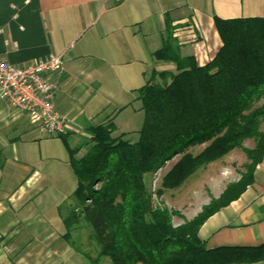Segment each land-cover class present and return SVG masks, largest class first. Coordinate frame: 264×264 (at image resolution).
I'll return each instance as SVG.
<instances>
[{"label":"crops","instance_id":"1","mask_svg":"<svg viewBox=\"0 0 264 264\" xmlns=\"http://www.w3.org/2000/svg\"><path fill=\"white\" fill-rule=\"evenodd\" d=\"M246 16H264V0H0L1 60L23 66L63 53L53 101L68 121L59 136L48 137L0 99V264L87 263L84 216L66 220L77 214L70 156L86 151L91 127L107 118L126 135L116 122L130 103L126 64L138 69L130 88L149 77L158 81L162 71L170 79L176 64L160 50L202 65L222 44L215 17ZM198 234L210 249L264 250V156L251 183L207 217ZM89 238L97 255L99 241Z\"/></svg>","mask_w":264,"mask_h":264},{"label":"trees","instance_id":"2","mask_svg":"<svg viewBox=\"0 0 264 264\" xmlns=\"http://www.w3.org/2000/svg\"><path fill=\"white\" fill-rule=\"evenodd\" d=\"M215 25L222 44L199 65L192 56H167L177 72L169 81L149 78L136 88L133 101L143 111L138 138L116 132L111 118L91 127L89 145L78 158L71 153L76 175L77 214L83 215L99 241L86 264H248L264 260V250L250 247L210 249L199 234L211 214L237 198L251 183L264 156V16L221 18ZM164 48H167L164 47ZM161 79L165 72H160ZM249 160L241 177L211 197L190 220L173 225L177 211L154 207L144 177L178 154L162 177L163 190L179 187L200 167L221 159L245 140ZM205 144L198 152L184 150ZM74 149L72 152H78ZM96 184V185H95ZM72 220V221H71Z\"/></svg>","mask_w":264,"mask_h":264},{"label":"rangeland","instance_id":"3","mask_svg":"<svg viewBox=\"0 0 264 264\" xmlns=\"http://www.w3.org/2000/svg\"><path fill=\"white\" fill-rule=\"evenodd\" d=\"M134 66L130 68L126 64V100L130 103L126 106V112L122 114L123 118H118V121H116L119 126L118 128L126 127V135H124V138L129 141H135L138 138V132L136 130L141 126L143 120V111L138 110V102L132 100V97L136 94V90L130 88V86L135 85L131 83V78L136 73L135 71L138 70ZM157 80L169 81L170 79L165 77ZM263 127L264 124H262L261 128ZM55 143L56 141L52 139L49 148L55 149ZM205 144L207 143L189 145L184 152L190 151L196 153ZM59 145H62V141H59ZM252 146V139L245 140L241 147L234 148L221 159L200 167L179 187L165 189L161 195H158L157 190L161 187L162 177L172 163L179 157L178 154L172 155L161 167L146 174L144 177L145 186L150 194L152 205L158 208H167L170 211H177V214L172 217L173 225H178L185 220L192 219L200 211L201 207L209 202L211 197H217L229 183L235 182L241 177L249 162L245 150ZM76 202H78L79 206V200ZM88 225L84 217L83 219L81 218V250L87 251L95 257L97 252L96 243L94 238H89L91 234ZM99 259L103 260L106 258L101 257ZM100 263L107 264V261L104 262L103 260Z\"/></svg>","mask_w":264,"mask_h":264},{"label":"built area","instance_id":"4","mask_svg":"<svg viewBox=\"0 0 264 264\" xmlns=\"http://www.w3.org/2000/svg\"><path fill=\"white\" fill-rule=\"evenodd\" d=\"M63 64V53L39 58L23 66L0 59V99L23 111L48 137L59 136L68 124L53 101Z\"/></svg>","mask_w":264,"mask_h":264}]
</instances>
